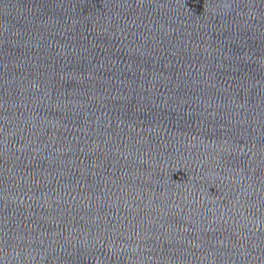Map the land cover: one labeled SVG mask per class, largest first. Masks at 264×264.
Listing matches in <instances>:
<instances>
[{
  "label": "water",
  "instance_id": "1",
  "mask_svg": "<svg viewBox=\"0 0 264 264\" xmlns=\"http://www.w3.org/2000/svg\"><path fill=\"white\" fill-rule=\"evenodd\" d=\"M0 264H264V0H0Z\"/></svg>",
  "mask_w": 264,
  "mask_h": 264
}]
</instances>
